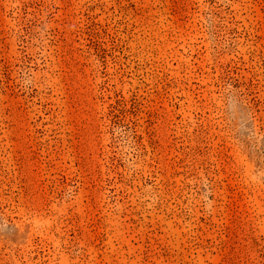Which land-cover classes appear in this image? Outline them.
Returning a JSON list of instances; mask_svg holds the SVG:
<instances>
[{
	"label": "rangeland",
	"instance_id": "rangeland-1",
	"mask_svg": "<svg viewBox=\"0 0 264 264\" xmlns=\"http://www.w3.org/2000/svg\"><path fill=\"white\" fill-rule=\"evenodd\" d=\"M0 264H264V0H0Z\"/></svg>",
	"mask_w": 264,
	"mask_h": 264
}]
</instances>
